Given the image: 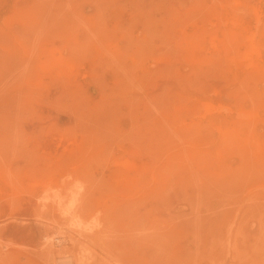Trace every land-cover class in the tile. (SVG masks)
I'll return each instance as SVG.
<instances>
[{"label": "rangeland", "instance_id": "rangeland-1", "mask_svg": "<svg viewBox=\"0 0 264 264\" xmlns=\"http://www.w3.org/2000/svg\"><path fill=\"white\" fill-rule=\"evenodd\" d=\"M263 49L264 0H0V264H264Z\"/></svg>", "mask_w": 264, "mask_h": 264}, {"label": "bare ground", "instance_id": "bare-ground-1", "mask_svg": "<svg viewBox=\"0 0 264 264\" xmlns=\"http://www.w3.org/2000/svg\"><path fill=\"white\" fill-rule=\"evenodd\" d=\"M216 3H217V2H216ZM234 7H235V6H234ZM251 13H252V12H251ZM257 13H258V12H257ZM258 14H259V13H258ZM258 14H257V16H258ZM253 17H254V20L256 19V21L259 19V18L257 19L256 16H253ZM255 17H256V18H255ZM75 18H76V17H75ZM229 19H230V18H229ZM229 21H231V20H229ZM223 24H224V23H223ZM228 24H229V23H228ZM232 24H233V23H232ZM230 25H231V24H230ZM236 25H237V24H236ZM192 26H193V25H192ZM231 26H232V25H231ZM233 26H234V24H233ZM188 27H190V26H188ZM236 27H237V26H236ZM247 27H248V26H247ZM256 27H257V26H256ZM186 28H187V27H186ZM193 28H194V27H193ZM225 28H226V27H225ZM225 28H224V29H225ZM224 29H222V30H224ZM183 30H184V28H183ZM242 30H243V29H242ZM188 32H189V31H188ZM232 32H233V31H232ZM244 32H245V31H244ZM249 32H250V31H249ZM235 33H236V31H235ZM240 33H241V32H240ZM240 33H236V34H237V35H238V34L241 35ZM253 33H254V32H253ZM258 33H259V32H258ZM245 34H246V32H245ZM215 35H216V34H214V36H215ZM227 35H229V34H227ZM255 35H256V34H255ZM212 36H213V35H212ZM220 36H221V35H220ZM230 36H231V35H230ZM233 36H234V35H233ZM235 36H236V35H235ZM244 36H245V35H244ZM261 36H263V35H261ZM210 37H211V35H210ZM215 37H216V36H215ZM242 37H243V36H242ZM248 37H249V38H248ZM248 37H246V36L244 37V38H248V39H249V40L246 39V40L249 42V44L245 41V42L248 44V48L245 50V53L243 54L242 58H243V60H244L245 62H247V64H248L249 66H251V65H252V66H261V65H259V64H260V63H259V46H260V45H259V42H260V41L257 40V38H256L254 35H252L251 37H250V35H249ZM186 38H187V37H186ZM198 38H199V36H198ZM211 38H212V37H211ZM213 38H214V37H213ZM223 38H225V36H224ZM234 38H235V37H234ZM196 39H197V38H196ZM202 39H203V38H202ZM204 39H205V38H204ZM258 39H259V38H258ZM213 40H216V39H213ZM217 40H218V39H217ZM219 40H221V39H219ZM219 40L217 41V43L219 42ZM222 41H223V40H222ZM222 41H221V43H223ZM233 41L235 42V39H233ZM200 42H201V41H199V43H200ZM204 42H206V41H204ZM208 42H209V41H208ZM208 42H207V43H208ZM236 42H238V41H236ZM236 42H235V43H236ZM245 42H244V43H245ZM185 43H186V42H185ZM260 43H261V42H260ZM219 44H220V43H219ZM186 45H187V44H186ZM210 45H211V44H210ZM210 45L208 44V46H210ZM242 45H243V44H242ZM244 45H245V44H244ZM177 46H178V45H177ZM183 46H184V45H183ZM183 46H182V47H183ZM179 47H180V46H179ZM186 47H187V46H186ZM206 47H207V46H206ZM228 47H229V46H228ZM245 47H246V46H245ZM190 48H192V47H190ZM183 49H185V48H183ZM192 49H193V48H192ZM197 49H199V48H197ZM197 49H196V50H197ZM178 50H179V49H178ZM178 50H177V51H178ZM185 50H186V49H185ZM263 50H264V49H263ZM198 51H199V50H198ZM200 51H201V50H200ZM236 51H237V50H236ZM236 51H235V52H236ZM178 52H179V51H178ZM180 52H181V51H180ZM180 52H179V53H180ZM182 52H184V51H182ZM237 52H238V51H237ZM175 53H176V52H175ZM188 53H189V52H188ZM234 54H235V53H234ZM174 55L177 56V55H179V54H177V55L174 54ZM180 56H181V55H180ZM186 56H187V54H186ZM193 56H194V55H193ZM237 56H238V54H237ZM263 56H264V55H263ZM172 57H173V56H172ZM189 57H190V56H189ZM194 57H195V56H194ZM235 57H236V56H235ZM225 58H226V57H225ZM240 58H241V57H240ZM173 59H174V58H173ZM223 59H224V58H223ZM238 59H239V58H238ZM169 60H170V56H169ZM186 60H188V58H186ZM200 60L203 61L202 59H200ZM200 60H199V61H200ZM207 60H209V59H207ZM167 61H168V60H167ZM167 61H166V62H167ZM175 61H176V60L174 59V62H175ZM178 61H179V60H178ZM180 61H181V59H180ZM188 61H189V60H188ZM195 61H196V60H195ZM199 61H198L197 63H200ZM239 61H240V60H239ZM241 61H242V60H241ZM244 61H243V63H244ZM171 62H172V61H171ZM184 62H185V61H184ZM177 63H180V62H177ZM189 63H191V62H189ZM201 63H204V62H201ZM237 63H238V62H237ZM240 63H241V62H240ZM240 63H239V64H240ZM175 64H176V63H175ZM190 65H192V64H190ZM240 65H241V64H240ZM244 65H245V64H244ZM244 65H243V66H244ZM186 66H187V65H186ZM188 66H189V65H188ZM198 66H199V65H198ZM235 66H236V65H235ZM235 66H234V67H235ZM263 66H264V65H263ZM178 67H179V65H178ZM181 67H182V66H181ZM245 67H248V66H245ZM173 68H174V67H173ZM236 68H237V67H236ZM236 68H234V69H236ZM176 69H177V68H176ZM244 69H245V68H244ZM246 69H247V68H246ZM172 70H173V69H172ZM196 70H197V69H196ZM198 70H199V69H198ZM252 70H253V69H251V72H252ZM257 70H259V69H257ZM62 71H65V70H61V74H62V73H65L67 70H66L65 72H62ZM174 71H175V70H173V71L170 70V72H174ZM191 71H192V70H191ZM249 71H250V70H249ZM253 71H254V70H253ZM255 71H256V70H255ZM67 72H68V71H67ZM181 72H182V71H181ZM193 72H194V71H193ZM199 72H200V71H199ZM224 72H225V71H224ZM229 72H230V71H229ZM247 72H248V70H247ZM247 72H245V73H247ZM260 72H261V71H260ZM54 73H55V72H54ZM54 73H52V74L54 75ZM70 73H71V72H70ZM179 73H180V72H178V74H179ZM188 73H189V72H188ZM55 74H56V73H55ZM159 74H160V73H159ZM162 74H163V73H162ZM162 74H161V76L163 77ZM183 74H185V73H183ZM191 74H192V73H191ZM191 74H190V75H191ZM221 74H222V73H221ZM229 74H230V73H229ZM232 74H233V73H232ZM249 74H250V73H249ZM253 74H254V75H255V74L257 75V73H253ZM66 75H69V74H66ZM71 75H72V74H71ZM176 75H177V74H176ZM211 75H212V74H211ZM213 75H214V74H213ZM46 76H47V75H46ZM46 76H45V77H46ZM164 76H165V74H164ZM166 76H167V75H166ZM180 76H181V75H180ZM185 76H186V74H185ZM192 76H193V75H192ZM222 76H223V75H222ZM230 76L232 77L231 74H230ZM235 76H236V75H235ZM67 77H68V76H67ZM70 77H71V76H70ZM183 77H184V75H183ZM255 77H257V76H255ZM163 78H164V77H163ZM174 78H175V77H173V79H174ZM180 78H181V77H180ZM187 78H188V76L186 77V79H187ZM188 79H189V78H188ZM191 79H192V78H191ZM200 79H201V78H200ZM175 80H177V79H175ZM188 81H190V80H188ZM260 81H261V79H260ZM262 82H263V81H262ZM180 83H181V82H180ZM232 83H233V82H232ZM186 85H187V84H186ZM188 85H189V84H188ZM262 85H263V84H262ZM251 86H252V85H251ZM181 87H182V86H181ZM187 87H188V86H187ZM134 88H135V87H134ZM198 89H199V88H198ZM211 89L214 90L213 88H211ZM196 90H197V89H196ZM229 90H231V89L228 88V93H229ZM176 91H177V93H178V90H176ZM200 91H201V90H200ZM215 91H216V90H215ZM218 91H219V90H218ZM218 91H217V92H218ZM172 92H173V91H172ZM217 92H216V93H217ZM230 92H231V91H230ZM262 92H263V91H262ZM177 93H175V94H177ZM182 93H183V92H182ZM201 93H202V92H201ZM214 93H215V92H214ZM214 93H213V94H214ZM193 94H195V93H193ZM225 94H226V93H225ZM229 94H230V93H229ZM256 94H257V93H256ZM178 95H179V94H178ZM185 95H186V94H185ZM187 95H189V94H187ZM190 95H191V94H190ZM242 95H243V94H242ZM260 95H261V94H260ZM193 96H194V95H193ZM196 96H197V95H196ZM184 97H185V96H184ZM201 97H202V96H201ZM201 97H199V98H201ZM228 97H229V96H228ZM240 97H241V96H240ZM260 97H261V96H260ZM173 98H174V97H173ZM182 98H183V97H182ZM189 98H190V96H189ZM189 98H187L186 103H187V102H190V101L188 100ZM193 98H194V97H193ZM204 98H205V97H204ZM263 98H264V97H263ZM179 99H180V95H179ZM172 100H173V99H172ZM174 100H175V98H174ZM183 100H186V99H183ZM190 100L192 101L191 98H190ZM194 100H195V98H194ZM197 100H198V99H197ZM203 100H204V99H203ZM211 100H212V99H211ZM247 100H248V99H247ZM176 101H177V100H176ZM180 101H181V99H180ZM204 101H206V100H204ZM249 101H250V100H249ZM172 102H174V101H172ZM199 102H200V101H199ZM176 103H177V102H176ZM178 103H179V102H178ZM184 103H185V102H184ZM190 103H191V102H190ZM194 103H195V102H194ZM196 103H197V102H196ZM208 103H209V102H208ZM211 103H212V102H211ZM250 103H251V102H250ZM173 104H174V103H173ZM173 104H172V105H173ZM197 104H198V103H197ZM238 104H239V103H238ZM175 105H176V104H175ZM190 105H191V106L194 105L193 102H192ZM204 105H205V104H203L202 107H203ZM240 105H241V104H240ZM196 106H197V105H196ZM199 106H200V105H199ZM205 106H206V105H205ZM205 106H204V107H205ZM224 106H225V105H224ZM227 106H228V105H227ZM177 107H178V106H177ZM219 107H220V106H219ZM219 107L217 106L216 108L219 109ZM251 107H252V104L250 105V108H251ZM43 108H44V107H43ZM197 108H198V107H197ZM197 108H196V109H197ZM205 108H206V107H205ZM208 108H210V106H208ZM208 108H207V109H208ZM236 108H237V107H236ZM250 108H249V109H250ZM262 108H263V107H262ZM262 108H261V109H262ZM45 109H46V108H45ZM176 109H177V108H176ZM200 109H201V108H200ZM202 109L205 110V112H206V110H207V109H204V108H202ZM211 109L214 110V107L211 108ZM211 109H210V111H212ZM218 109H217V110H218ZM239 109H240V108H239ZM188 110H189V109H188ZM188 110H185V111L187 112ZM193 110H194V109H193ZM208 110H209V109H208ZM219 110H220V109H219ZM219 110H218V111H219ZM224 110H225V109H224ZM250 110H252V109H250ZM250 110H247V111H250ZM262 110H263V109H262ZM182 111H183V110H182ZM189 111H190V110H189ZM221 111H223V110L221 109ZM227 111H229V110H227ZM238 111L240 112V110H238ZM252 111H253V110H252ZM192 112H193V111H192ZM208 112H209V111H208ZM208 112H207V113H208ZM180 113H181V112H180ZM183 113H184V112H183ZM196 113H199V112H196ZM202 113H203V112H202ZM241 113H242V112H241ZM241 113H239V114H241ZM174 114H177V113H174ZM187 114H188V113H187ZM194 114H195V113H194ZM209 114H210V113H209ZM251 114H252V113H251ZM251 114H250V115H251ZM185 115H186V114H185ZM203 115H205V114H203ZM207 115H208V114H207ZM252 115H253V114H252ZM252 115H251V116H252ZM254 115H256V112L254 113ZM47 116H48V114H47ZM49 116H50V115H49ZM49 116H48V117H49ZM176 116H178V115H176ZM182 116H183V115H182ZM198 116H199V115H198ZM235 116H236V115H235ZM244 116H245V115H244ZM257 116H258V115H257ZM188 117H189V115H188ZM192 117H193V116H192ZM196 117H197V116H196ZM236 117H237V116H236ZM263 117H264V116H263ZM178 118H179V117H178ZM178 118H177V119H178ZM180 118H181V117H180ZM183 118H184V117H183ZM185 118H186V116H185ZM244 118H245V121H246V116H245ZM259 118H260V117H259ZM259 118H258V119H259ZM177 119H176V120H177ZM258 119H257V120H258ZM260 119H261V118H260ZM262 119H263V118H262ZM44 120H47V119L45 118ZM62 120H63V119H62ZM176 120H175V121H176ZM189 120H190V122H191V119H189ZM192 120H193V119H192ZM175 121H174V123H176L178 120H177L176 122H175ZM47 122H48V121H47ZM47 122H46V123H47ZM112 122H114V121H112ZM180 122H181V121H180ZM188 122H189V121H188ZM247 122H248V121H247ZM263 122H264V120H263ZM47 125H48V124H47ZM58 125H59V124H58ZM60 125H61V124H60ZM172 125H173V124H172ZM179 125H180V124H179ZM181 125H182V124H181ZM220 125H221V124H220ZM48 126H49L48 129L46 128L47 131H48V130L50 131V130L55 129L53 123H52V125H51V123H50ZM51 126L54 127V128H53V129H50ZM218 126H219V125H218ZM226 126H228V124H227ZM229 126H230V125H229ZM263 126H264V125H263ZM46 127H47V126H46ZM65 127H66V126H65ZM173 127H174V126H173ZM216 128H217V127H216ZM59 129H60V128H59ZM177 129H178V128H177ZM211 129H212L211 131H213L215 128L213 127V128H211ZM219 129H220V128H219ZM227 129H228V128H227ZM227 129H226V130H227ZM220 130H221V129H220ZM61 131H62V129H61ZM63 131H64V130H63ZM63 131H62V132H63ZM211 131H210V132H211ZM224 131H225V130H224ZM230 131H231V130H230ZM52 132H53V131H52ZM213 132H215V130H214ZM213 132H211V133H213ZM216 132H217V130H216ZM227 132H228V131H227ZM58 133H59V132H58ZM67 133H68V132H67ZM191 133H192V132H191ZM217 133H218V132H217ZM47 134H48V132H47ZM47 134H46V135H47ZM51 134H53V133H51ZM189 134H190V133H189ZM224 134H225V133H224ZM224 134H222V136H223ZM239 134H240V133H239ZM241 134H242V136H243V133H241ZM46 135H45V132H44V136H46ZM60 135H63V133L60 134ZM64 135H65V134H64ZM64 135H63V136H64ZM66 135L70 136L69 133L66 134ZM191 135H192V134H191ZM212 135H213V134H212ZM225 135H226V134H225ZM230 135H232L231 132H230ZM219 136H220V135H219ZM232 136H233V135H232ZM244 136H245V134H244ZM244 136H243L242 139H244ZM47 138H48V137H47ZM65 138H66V137H65ZM67 138H68V137H67ZM60 139H61V138H60ZM219 139H220V137H219ZM50 140H51V139H50ZM53 140H54V139H53ZM65 140H68V139H65ZM65 140H64V141H65ZM198 140H199V139H198ZM57 141H59V140H57ZM62 141H63V140H62ZM74 141H75V140H74ZM243 141H246V139H244ZM46 142H47V141H46ZM50 143H52V142L50 141ZM195 143H196V142H195ZM197 143H198V142H197ZM246 143H247V142H246ZM251 143H252V142H251ZM52 144H53V143H52ZM68 144H69V143H67V145H68ZM255 145H256V147H258L257 144H255ZM246 146H247V145H246ZM51 147H52V146H51ZM55 147H58V146H55ZM196 147H197V146H196ZM75 149H76V148H75ZM70 150H71V149H70ZM247 150H248V149H247ZM63 151H65V150H63ZM72 151H73V149H72ZM195 151H196V150H195ZM67 152H70V151L67 150ZM220 152H221V151H220ZM246 152H247V151H246ZM211 153H212V152H211ZM221 153H222V152H221ZM248 153H249V152H248ZM255 153H257V152H255ZM101 154H102V153H101ZM189 154H190V153H189ZM223 154H224V155H223ZM94 155H95V154H94ZM216 155H217V154H216ZM216 155H215V156H216ZM222 155H223V157H224L226 154L223 152ZM212 156H213V155H212ZM60 157H61V156H60ZM225 157H227V155H226ZM225 157H224L223 160H225ZM123 158H124V157H123ZM212 158H214V157H212ZM216 159H217V158H216ZM126 160H127V159H126ZM223 160H222V161H223ZM123 161H125V160H123ZM194 161H195V160H194ZM223 163H225V162H223ZM218 164H221L220 161H219ZM118 165H119V164H118ZM131 165H132V164H131ZM214 165H215V164H214ZM225 165H226V164H225ZM225 165H224V166H225ZM116 166H117V165H116ZM116 166H115V167H116ZM194 166H195V165H194ZM215 166H216V165H215ZM222 166H223V165H222ZM224 166H223V167H224ZM118 167H120V171H119V172H120V174H121V177H122V176L126 177L125 175H127L128 172H129V170H130V165H129V163H128V162H122V163H120V166H118ZM211 170H212V169H211ZM214 170H216V169H214ZM7 174H8V173H7ZM10 174H11V173H10ZM118 175H119V174H118ZM116 176H117V174H116ZM14 178H15V177H14ZM127 179H128V178H127ZM7 180H8V179H7ZM120 180H121V179H120ZM0 189H1V188H0ZM42 196H43V195H42ZM44 206H45V205H44ZM71 210H72V209H71ZM259 218H260V216H259ZM133 235H134V234H133ZM233 241H234V240H233ZM232 244H233V243H232ZM233 248H234V247H233ZM59 252L61 253V251H59ZM235 252H236V251H235ZM57 254H59V253L57 252ZM55 255H56V254H55ZM245 258H246V257H245ZM249 264H251V263H249Z\"/></svg>", "mask_w": 264, "mask_h": 264}]
</instances>
